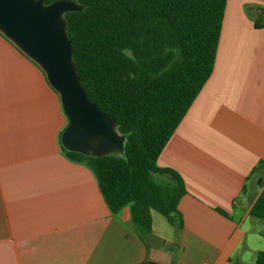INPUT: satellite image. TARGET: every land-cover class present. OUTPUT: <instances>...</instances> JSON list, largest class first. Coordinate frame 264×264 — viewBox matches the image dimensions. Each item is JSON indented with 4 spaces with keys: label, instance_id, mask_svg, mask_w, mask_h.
Listing matches in <instances>:
<instances>
[{
    "label": "crops",
    "instance_id": "obj_1",
    "mask_svg": "<svg viewBox=\"0 0 264 264\" xmlns=\"http://www.w3.org/2000/svg\"><path fill=\"white\" fill-rule=\"evenodd\" d=\"M262 9L264 0H228L214 72L159 157L186 188L177 250L141 240L130 206L112 213L94 171L62 149L69 121L60 95L0 32V264H256L264 251V220L250 215L264 188V169L256 172Z\"/></svg>",
    "mask_w": 264,
    "mask_h": 264
},
{
    "label": "trees",
    "instance_id": "obj_2",
    "mask_svg": "<svg viewBox=\"0 0 264 264\" xmlns=\"http://www.w3.org/2000/svg\"><path fill=\"white\" fill-rule=\"evenodd\" d=\"M57 1L85 6L65 15L74 62L89 98L126 137L122 155L63 151L94 171L113 214L130 206L141 240L153 233L152 211L181 230L185 184L158 160L214 72L228 0L45 3ZM256 13L264 29V9ZM263 169L261 162L256 172ZM250 215L264 220V188ZM256 264H264V251Z\"/></svg>",
    "mask_w": 264,
    "mask_h": 264
},
{
    "label": "water",
    "instance_id": "obj_3",
    "mask_svg": "<svg viewBox=\"0 0 264 264\" xmlns=\"http://www.w3.org/2000/svg\"><path fill=\"white\" fill-rule=\"evenodd\" d=\"M84 9L76 1L0 0V32L44 70L60 95L69 121L62 146L89 157L122 155L126 137L117 121L89 98L74 62L65 15ZM144 240L157 249L166 245L154 233Z\"/></svg>",
    "mask_w": 264,
    "mask_h": 264
},
{
    "label": "rangeland",
    "instance_id": "obj_4",
    "mask_svg": "<svg viewBox=\"0 0 264 264\" xmlns=\"http://www.w3.org/2000/svg\"><path fill=\"white\" fill-rule=\"evenodd\" d=\"M262 176V180L264 183V175L263 174H258V177ZM259 185V184H258ZM262 185H259V188L261 189ZM155 221H156V225L158 227V231L160 233V236L163 237L164 239H166L168 242H174V244L170 243L169 245H167V247L165 248H170L172 250H177V245L175 243H177V236H178V230L173 227L172 225L169 224L168 220L161 215L160 213L155 211ZM164 248V249H165Z\"/></svg>",
    "mask_w": 264,
    "mask_h": 264
},
{
    "label": "clouds",
    "instance_id": "obj_5",
    "mask_svg": "<svg viewBox=\"0 0 264 264\" xmlns=\"http://www.w3.org/2000/svg\"><path fill=\"white\" fill-rule=\"evenodd\" d=\"M127 51V50H126ZM127 54L130 56L131 54H130V52H127Z\"/></svg>",
    "mask_w": 264,
    "mask_h": 264
}]
</instances>
